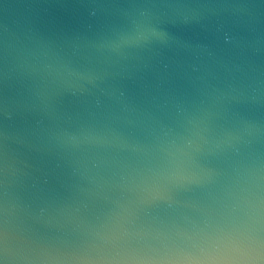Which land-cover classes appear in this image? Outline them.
<instances>
[{"label": "water", "instance_id": "obj_1", "mask_svg": "<svg viewBox=\"0 0 264 264\" xmlns=\"http://www.w3.org/2000/svg\"><path fill=\"white\" fill-rule=\"evenodd\" d=\"M0 264H264V0H0Z\"/></svg>", "mask_w": 264, "mask_h": 264}]
</instances>
